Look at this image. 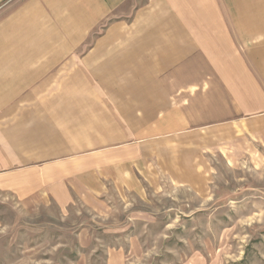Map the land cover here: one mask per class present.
<instances>
[{
  "label": "crops",
  "instance_id": "1",
  "mask_svg": "<svg viewBox=\"0 0 264 264\" xmlns=\"http://www.w3.org/2000/svg\"><path fill=\"white\" fill-rule=\"evenodd\" d=\"M259 13L242 0H0V189L96 206L111 183L152 181L148 143L186 142L205 166L228 121L260 123L264 139V56L240 54Z\"/></svg>",
  "mask_w": 264,
  "mask_h": 264
},
{
  "label": "rangeland",
  "instance_id": "2",
  "mask_svg": "<svg viewBox=\"0 0 264 264\" xmlns=\"http://www.w3.org/2000/svg\"><path fill=\"white\" fill-rule=\"evenodd\" d=\"M242 2L264 10V0ZM258 17L242 55L264 56ZM234 122L217 132L222 143L205 166L186 142L146 144L152 181L141 178L138 190L111 183L96 206L79 194L60 207L0 189V264H264L261 124Z\"/></svg>",
  "mask_w": 264,
  "mask_h": 264
}]
</instances>
